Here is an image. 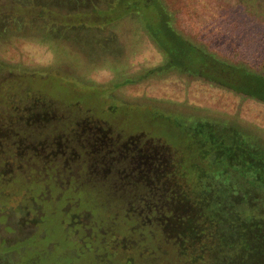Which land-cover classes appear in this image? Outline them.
Listing matches in <instances>:
<instances>
[{"label": "rangeland", "instance_id": "1", "mask_svg": "<svg viewBox=\"0 0 264 264\" xmlns=\"http://www.w3.org/2000/svg\"><path fill=\"white\" fill-rule=\"evenodd\" d=\"M120 1L0 0V173L7 170L10 174H35L36 179L44 180L49 173L46 167L35 161L33 152L19 153L13 143L21 140L40 144L45 137L55 138L67 132L64 126L73 120L89 116L111 135L145 132V138L157 144L168 142V152L173 158L177 155L187 158L190 154L175 143L178 139L184 141L179 137L182 129L177 122L183 125L208 122L219 131L236 132L264 149V103L174 70L164 77L134 80L159 65L163 56L142 27V19L138 21L136 8L127 9L119 5ZM161 1L171 11L173 25L186 37L223 58L263 69L261 0H253L259 5L256 10L243 0ZM143 2L139 0V5ZM46 37L50 39L45 40ZM27 111L43 113L54 120L32 130L25 124ZM116 114L120 119L115 118ZM69 163V169L55 171L60 189L74 180L79 168L73 161ZM4 164L10 165L6 169ZM251 180L232 172L229 176L208 177L206 181L225 192L231 188L239 211L247 212L248 216H264V190ZM78 184L75 185L80 187ZM13 185L7 192V202H0V264H27L34 249L39 254L33 261L53 253L49 257L52 261L47 257L38 264L91 263L92 248L100 245L94 244L93 235L98 233L95 228L99 222L89 216V211L75 212L80 227L76 222L69 223L65 214L73 211L71 202L64 205L56 201L58 196L54 194L60 193L51 190L49 183L37 193L35 202L30 200L31 191L25 186ZM50 227V233L42 240L46 246H42L40 239ZM106 229L103 225L99 231L105 234ZM34 235L38 238L33 243L14 248ZM99 237L102 247L115 248L120 244L126 259L141 264V260H136L139 255L135 257L127 251L134 249L139 240L137 235L109 246L100 232ZM161 245L158 250H141L143 262L173 264L175 259L178 264H191L180 262L168 242ZM67 249H77L79 255L65 252ZM198 253L203 254L208 264H215L209 253ZM56 254H61V261ZM99 254L98 261L114 264L107 256L108 251ZM219 258L225 262L221 264L237 260L229 253H221ZM115 262L122 264L117 259Z\"/></svg>", "mask_w": 264, "mask_h": 264}, {"label": "trees", "instance_id": "2", "mask_svg": "<svg viewBox=\"0 0 264 264\" xmlns=\"http://www.w3.org/2000/svg\"><path fill=\"white\" fill-rule=\"evenodd\" d=\"M142 1L139 5V0H121L119 5L136 8L138 21L142 19V27L161 52L163 61L134 80L164 77L174 70L177 74L264 103V66L261 70L248 62L219 56L179 31L163 1ZM243 1L250 9L259 7L253 0ZM115 110L117 113L118 108ZM26 115L29 118L25 124L32 130L54 120L49 115L32 111H27ZM119 117L116 114L115 118ZM177 124L182 129L179 137L184 141L178 139L175 143L190 153L187 158L180 155L173 158L168 152V142L157 144L151 138H145V132L130 136L111 135L105 126L95 124L90 116L73 120L64 126L67 132L55 138L45 137L42 144H32L27 149L28 143L19 142L16 145L19 153L28 150L42 154L33 160L41 162L49 173L43 174L46 177L40 180L35 174L1 171L0 202H7V192L16 183L31 191V201H38L37 193L49 183L51 190L60 193L54 194L58 198H52V201L55 199L64 205L71 202L75 209L65 213L69 223L76 222L81 227L75 212L87 210L89 216L99 222L95 231L102 236L99 228L106 225L107 246L133 234L139 239L134 249L149 252L148 249H161V244L168 242L180 262L208 264L203 260V254L198 253L202 251L213 256L215 264L222 263L221 253H229L237 259L226 261L227 264H264V216H248L247 212L239 211L231 188L225 192L206 181L208 177L229 176L233 172L249 176L251 182L264 190V149L252 145L236 132L219 131L208 122ZM45 134L49 132L46 130ZM35 146L39 148L37 151L32 150ZM69 161L79 168L74 180L60 189L55 171L68 168ZM8 165L4 164V168ZM77 183L80 187L75 185ZM49 215L53 213L49 211ZM50 231L51 227L40 239V244ZM37 238L36 235L28 237L14 248L31 244ZM35 250L30 251L33 256H28L27 264H38L47 257L53 260L49 258L53 254L51 251L48 256L33 261L32 258L39 254ZM125 263L134 264V259ZM176 263L173 259V264ZM142 264H146L143 258Z\"/></svg>", "mask_w": 264, "mask_h": 264}, {"label": "flooded vegetation", "instance_id": "3", "mask_svg": "<svg viewBox=\"0 0 264 264\" xmlns=\"http://www.w3.org/2000/svg\"><path fill=\"white\" fill-rule=\"evenodd\" d=\"M25 117L26 118H29V116L28 115H26L25 114ZM44 141V140H43ZM19 142H21V143H23L21 140L20 141H16V142H14L13 143V145H17ZM43 142H40V144H42ZM30 145L31 144H27L26 145V148L28 149L29 147H30ZM39 148L37 147V146H35V148H32V150L33 151H37ZM24 152H26V151H24ZM33 155H35V156H42V154L41 153H38V152H35V153H33ZM56 155V154H55ZM110 186V185H109ZM107 233H105V234H103V237L105 236V238L107 237ZM95 240H94V244H98V245H100V247H98V248H92V252H91V258H90V261H91V263H89V264H104V263H101L100 261H98V259H97V257L96 256H98V255H101V254H99V253H103L104 251H108V254H107V256H108V258L110 257V258H112L113 259V262H114V264H117L116 262H115V260L117 259V260H119L120 261V263H122V264H126L125 262L128 260V259H126L125 258V256L123 255V254H121V253H123V249L122 248H120L121 246H120V244H117L118 246L117 247H115V248H111V247H109V248H105V247H102L101 246V244L100 243H103V242H101V240H100V237H99V233H97V234H95ZM111 251H115L114 253L113 252H111ZM128 252H130V253H134V256L136 257L137 255H139V258L138 259H136L137 261H139V260H141V264H142V255H141V249H128L127 250ZM65 252H70L73 256H78L79 255V251L77 250V249H67ZM56 256L60 259V256H61V254H56ZM56 257V258H57ZM60 261H61V259H60ZM73 263H75V264H78V263H76V262H73ZM55 264H56V261H55ZM60 264H63L62 262L60 263Z\"/></svg>", "mask_w": 264, "mask_h": 264}]
</instances>
